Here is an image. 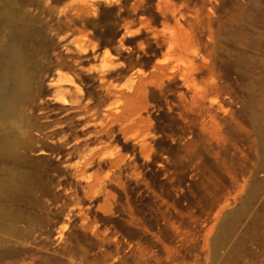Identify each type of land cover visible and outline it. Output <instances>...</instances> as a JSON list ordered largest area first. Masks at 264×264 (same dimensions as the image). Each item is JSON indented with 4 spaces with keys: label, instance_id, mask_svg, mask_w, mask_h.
I'll use <instances>...</instances> for the list:
<instances>
[{
    "label": "rangeland",
    "instance_id": "rangeland-1",
    "mask_svg": "<svg viewBox=\"0 0 264 264\" xmlns=\"http://www.w3.org/2000/svg\"><path fill=\"white\" fill-rule=\"evenodd\" d=\"M12 1L15 9L22 6V24L29 31L20 44L3 28L0 95H8L19 63L29 62L35 80L28 98L32 110L23 112L29 136L18 134L27 142V149L19 150V166L27 175L16 198L5 201L13 218L4 223L11 231L2 233L0 264L149 263L153 249L162 250L161 242L148 236L141 220L123 217L121 193L128 176L146 163L171 167L170 159L179 167V184L189 180L200 188L208 173L219 183L221 204L211 211L204 237L207 264H264V130L257 127L264 118V0H219L206 7L199 1L184 7L185 0ZM205 12L217 21L218 33L209 66L200 64V51L188 49L192 59L181 53L196 38L214 41L201 26L205 18L199 14ZM84 44L88 47L78 53ZM21 53L25 61L18 59ZM100 56L113 63H101ZM160 67L171 73H161ZM45 75L46 83L58 75L70 77L69 86L81 100L79 119L68 115L58 131L61 144L36 136L46 133L36 123L40 108L75 107L50 103V90L38 84ZM209 107L229 113L231 129L239 126L229 132V153L222 162L194 161L187 154L190 138L200 137L212 117ZM238 114L245 124L232 120ZM38 149L48 154H34ZM126 165L133 167L129 175L123 174ZM245 201L235 229L215 244L222 217ZM136 228L144 239L135 238ZM122 236L145 244L128 249Z\"/></svg>",
    "mask_w": 264,
    "mask_h": 264
},
{
    "label": "bare ground",
    "instance_id": "bare-ground-1",
    "mask_svg": "<svg viewBox=\"0 0 264 264\" xmlns=\"http://www.w3.org/2000/svg\"><path fill=\"white\" fill-rule=\"evenodd\" d=\"M4 2L5 3H3L2 1L0 2V4L3 3L2 5H0V46L2 45L1 42H3L5 39L4 38L5 34H3L5 29L8 30V33H9L8 35H9V37H11V40L12 39L16 40V41H14L16 43L18 41H19V43L22 42L24 39H26V36L28 35L26 33L27 30H26L25 25L22 24V21L24 20L23 18H25V17H22L24 15V13H23L24 11L22 10L23 15H21V13H20V9L22 8V6L20 9H15L13 7L14 3H12L13 2L12 0H6ZM14 2L16 3V1H14ZM20 5H22V3H20ZM23 7H25L24 4H23ZM16 8H17V5H16ZM25 10L27 11L26 8H25ZM244 18H246V17H244ZM244 18H243V20L245 22ZM25 21H27V20H25ZM240 22H241V20H240ZM240 22H238V24ZM4 27H5V29H3ZM31 31H34V30H31ZM235 32H237V31H235ZM12 42H11V44H12ZM74 42L76 43L77 41H74ZM18 46H19V44H18ZM176 46H178V45H176ZM4 47H6V46H4ZM87 47H88V45H85V44L84 45H78L76 50L79 53V52L85 50ZM179 50H181V49H179ZM23 54H22V56L18 55V59H22V60L25 59L26 57ZM23 56L25 58H20ZM104 56L103 57L100 56L102 58L100 60L101 63L110 62V63H108L109 65L111 63H113L112 58H110L108 56L107 57H104ZM113 58L118 59L116 57V55H113ZM23 61H25V60H23ZM27 61H29V60L27 59ZM19 62L20 61H18V63ZM28 64H29V62H22V63H19V65L17 64L19 67L16 68L17 67L16 66L15 70H14L16 72V73L14 72L16 74V77H15L16 80L10 85L8 92H7L8 95L6 97L5 96L1 97V95H0V245L4 242V238L2 236V233L5 231L6 232L11 231V230L6 228V226L4 224L5 220L6 219L8 220L9 218H13V214L11 213V209L7 206V204H5V201L10 202L16 198V196L18 195L17 194L18 191L24 186L23 185L24 180H25V177L27 175L25 173V171L21 170L22 168H20V166H19L21 159H22V156H20L21 154L19 153V150L26 148L27 142H26V140L24 141V140L20 139L21 135L19 137L18 134H20V132L21 133L23 132V133H25L23 135H26L27 132H29L26 129L28 128V126L29 127L31 126L30 124L26 123V120L23 117L24 111L26 112V111L32 110V108H31L32 104L28 101V98L32 97V93H33L32 92V85H34V80H35L34 73H33L32 69L28 66ZM78 69L80 70V68H78ZM168 69L169 68L165 69V68L160 67L159 70L161 71V73H165V72L171 73V72H167ZM54 74H56V73H54ZM52 76H55V75H52ZM45 77H46V75L44 77H41L40 81H38V84H42L43 86H46L50 90L49 95H48L49 96L48 100L50 101V103H52V105H53L55 102L60 100L58 102L63 101L64 105L73 104L75 107L73 108V110L72 109L71 110L70 109H68V110L62 109L63 111L61 110L59 112H55L53 109H51V106L49 107V105H46V106L40 108L39 111L43 115L36 119V123H38V125H39L38 127L42 126L43 130H45L47 134L46 133L44 134L41 131L42 134H39L36 136L37 137L41 136V138H43L44 136L47 135V138H45V139L47 140L49 138L52 144H54V143L55 144H59V143L61 144L64 140V136L59 137L58 131L61 129L63 124L67 123L66 118L68 115L72 114V116H73V117H71L72 120L77 121L79 119V117L76 115V113H78L77 108L79 107V106L77 107V105L81 102V100L75 96L76 92L70 88V86L72 87L73 85L69 86V82L72 81V79L70 77H65L63 75H58V76H56L55 79H52L49 77L50 80H48L49 81L48 83H46ZM141 81H140V84H141ZM71 94H73L74 96ZM68 96H70V97L68 98ZM66 97L68 99H66ZM71 119H69V120H71ZM33 127L35 128V126H33ZM42 127H41V129H42ZM22 138L24 139L25 137H22ZM31 138H33V137H31ZM35 140L36 139H31V141H35ZM28 143L31 144L30 142H28ZM34 154L46 155L48 153L38 149V150L34 151ZM247 199H249V198H247ZM248 201H245V203L243 202V206L241 207V209H238V210L234 211L233 213L225 215L224 217H222L220 224H219L218 233L215 237V244L220 245L231 234L234 226H236L235 225L236 222L237 221L239 222L240 217H242L244 215V212H245L244 209L246 208V204L248 203ZM15 232H16V230H12L11 233H15Z\"/></svg>",
    "mask_w": 264,
    "mask_h": 264
},
{
    "label": "built area",
    "instance_id": "built-area-1",
    "mask_svg": "<svg viewBox=\"0 0 264 264\" xmlns=\"http://www.w3.org/2000/svg\"><path fill=\"white\" fill-rule=\"evenodd\" d=\"M146 165L136 176H128L121 193L122 215L127 220L133 216L145 223L148 236L159 239L162 250L153 249L149 263L140 260L137 264H207L204 237L210 215L206 217L195 201L193 186L189 180L179 184L176 169L163 162H155L153 167ZM131 172L129 165L123 166L124 175ZM156 180L166 182L163 189L155 186ZM122 237L128 249L137 250L139 244H145Z\"/></svg>",
    "mask_w": 264,
    "mask_h": 264
},
{
    "label": "crops",
    "instance_id": "crops-1",
    "mask_svg": "<svg viewBox=\"0 0 264 264\" xmlns=\"http://www.w3.org/2000/svg\"><path fill=\"white\" fill-rule=\"evenodd\" d=\"M191 1H199V6L206 7L210 2L213 1H219V0H185L186 4L184 7H187L188 2ZM208 3V4H207ZM200 16L205 18L204 21L201 20V26L205 27L207 29V36L209 38L214 39V41H201L198 38L196 42H194L193 46H190L188 48L182 49V57L183 58H188L192 59L194 57H191L189 53H187V50L189 52L195 50V51H200L203 55V61L200 60L201 65H210L214 64L213 60V52L218 46L216 42L217 38V21L213 19V17L208 14L207 12L205 13H200ZM186 32V31H185ZM195 37H197L195 31H194ZM179 48V47H177ZM210 108V107H209ZM211 110L209 113L212 114V117L205 121L204 125L205 128H201L200 130V137H194L190 138L188 141V156L189 158L195 159L198 157V160H201V157H204L205 159H215L216 161L222 162L224 160H227V153H229V139H230V134L231 130H237L239 129V126L233 127L231 129V126L229 124L230 120V114L224 115L220 114V112L216 111L215 107H211ZM218 109V108H217ZM220 109V108H219ZM224 110L229 111L230 109L224 108ZM223 110V111H224ZM227 114V113H226ZM235 117L232 118V120L236 121L237 124L241 122V124H245V121L242 120L241 114L234 115ZM244 118V117H243ZM202 124V123H201ZM257 127L259 130L263 131L264 130V118L261 115V117L257 120ZM204 146V148H202ZM181 155V154H180ZM209 157V158H208ZM258 161H263L262 156H258ZM173 162V166L170 168L172 169H179L177 163L175 162L174 159H170ZM158 163V162H156ZM133 169V167H131ZM176 170V171H177ZM153 181V180H152ZM260 180L258 179L257 182ZM155 186L157 187H164L165 183L155 181ZM157 187V188H158ZM163 189V188H162ZM194 192L196 193V202L198 206L202 209L203 214L207 215L208 217L212 212H214L217 208H219L221 204V191L219 187V183L217 182L216 179L214 181H211V175L208 173L207 175H204L203 181L201 183V187L197 188L193 186ZM226 195V192H225ZM225 195L223 201L225 202ZM137 232L139 235H137L135 238H138L139 240L144 239V232H139L138 228H136Z\"/></svg>",
    "mask_w": 264,
    "mask_h": 264
}]
</instances>
